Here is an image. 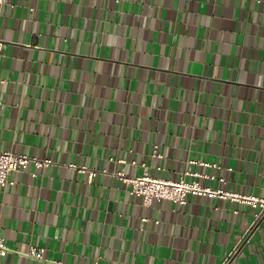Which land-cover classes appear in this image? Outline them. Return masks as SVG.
I'll return each instance as SVG.
<instances>
[{
  "label": "crops",
  "instance_id": "1",
  "mask_svg": "<svg viewBox=\"0 0 264 264\" xmlns=\"http://www.w3.org/2000/svg\"><path fill=\"white\" fill-rule=\"evenodd\" d=\"M0 39V151L52 160L0 186V264H264L258 208L116 177L264 197V0H3Z\"/></svg>",
  "mask_w": 264,
  "mask_h": 264
},
{
  "label": "built area",
  "instance_id": "2",
  "mask_svg": "<svg viewBox=\"0 0 264 264\" xmlns=\"http://www.w3.org/2000/svg\"><path fill=\"white\" fill-rule=\"evenodd\" d=\"M2 3L3 0H0V4ZM4 44L6 43L0 39V52L3 50ZM152 157H154V159L163 158V155L159 152L158 145L153 147ZM50 164H52V160L50 159H39L38 157H31L27 154H15L11 151H0V186L5 188L7 186L15 185V180L11 178L13 173L27 170L30 166L44 169ZM202 164L207 167L220 168L218 165H210V163ZM70 166L75 168L80 174L87 175L89 180H93L94 177L97 176L94 170L89 169L86 166ZM142 166L143 174L140 177H130L123 172L117 173L116 177L129 186L130 195L142 198L145 205H150L153 200H167L170 202L172 201V203L177 205H185L189 196H218L222 199H231L258 208L259 210L254 216L252 226H255L264 217V197L259 198L255 195H239L235 193L227 194V192L221 190L214 191L211 188L202 187L197 181H186L184 175L178 180L164 179L152 175L147 165L143 164ZM34 176H36V174ZM9 251L10 249L5 239L0 236V256H6ZM29 256H32L37 260H43L45 258L44 250L37 247L31 248ZM54 264L62 263L55 262Z\"/></svg>",
  "mask_w": 264,
  "mask_h": 264
}]
</instances>
